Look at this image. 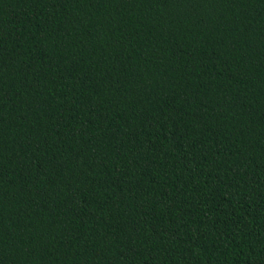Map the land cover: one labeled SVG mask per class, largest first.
<instances>
[{
  "label": "trees",
  "instance_id": "obj_1",
  "mask_svg": "<svg viewBox=\"0 0 264 264\" xmlns=\"http://www.w3.org/2000/svg\"><path fill=\"white\" fill-rule=\"evenodd\" d=\"M0 264H264V0H0Z\"/></svg>",
  "mask_w": 264,
  "mask_h": 264
}]
</instances>
